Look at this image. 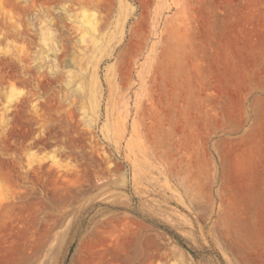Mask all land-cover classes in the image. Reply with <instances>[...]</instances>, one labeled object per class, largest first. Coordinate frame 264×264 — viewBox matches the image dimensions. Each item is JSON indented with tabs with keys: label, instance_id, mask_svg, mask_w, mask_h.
<instances>
[{
	"label": "rangeland",
	"instance_id": "1",
	"mask_svg": "<svg viewBox=\"0 0 264 264\" xmlns=\"http://www.w3.org/2000/svg\"><path fill=\"white\" fill-rule=\"evenodd\" d=\"M0 264H264V0H0Z\"/></svg>",
	"mask_w": 264,
	"mask_h": 264
}]
</instances>
